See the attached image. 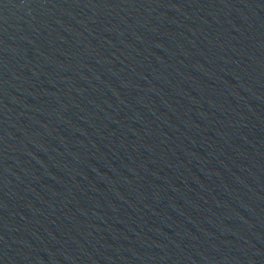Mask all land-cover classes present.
I'll use <instances>...</instances> for the list:
<instances>
[{"label": "water", "instance_id": "1", "mask_svg": "<svg viewBox=\"0 0 264 264\" xmlns=\"http://www.w3.org/2000/svg\"><path fill=\"white\" fill-rule=\"evenodd\" d=\"M0 264H264V0H0Z\"/></svg>", "mask_w": 264, "mask_h": 264}]
</instances>
